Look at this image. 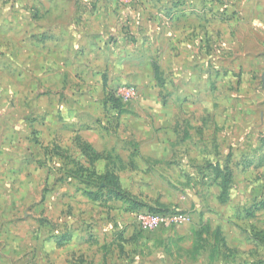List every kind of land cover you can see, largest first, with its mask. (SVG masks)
Instances as JSON below:
<instances>
[{
    "label": "rangeland",
    "instance_id": "1",
    "mask_svg": "<svg viewBox=\"0 0 264 264\" xmlns=\"http://www.w3.org/2000/svg\"><path fill=\"white\" fill-rule=\"evenodd\" d=\"M262 231L264 0H0V264H264Z\"/></svg>",
    "mask_w": 264,
    "mask_h": 264
},
{
    "label": "trees",
    "instance_id": "2",
    "mask_svg": "<svg viewBox=\"0 0 264 264\" xmlns=\"http://www.w3.org/2000/svg\"><path fill=\"white\" fill-rule=\"evenodd\" d=\"M226 192H227L226 183L223 182L221 184V194H220L221 198H224ZM261 235L263 236L262 238H264V231L261 232Z\"/></svg>",
    "mask_w": 264,
    "mask_h": 264
},
{
    "label": "built area",
    "instance_id": "3",
    "mask_svg": "<svg viewBox=\"0 0 264 264\" xmlns=\"http://www.w3.org/2000/svg\"><path fill=\"white\" fill-rule=\"evenodd\" d=\"M151 226V225H150Z\"/></svg>",
    "mask_w": 264,
    "mask_h": 264
}]
</instances>
